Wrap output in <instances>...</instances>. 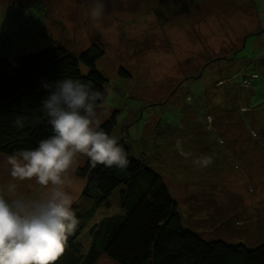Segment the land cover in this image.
Masks as SVG:
<instances>
[{
    "label": "rangeland",
    "instance_id": "obj_1",
    "mask_svg": "<svg viewBox=\"0 0 264 264\" xmlns=\"http://www.w3.org/2000/svg\"><path fill=\"white\" fill-rule=\"evenodd\" d=\"M89 5L0 0V57L54 43L74 53L98 45L96 68L107 79L98 118L116 112L111 135L163 175L202 237L264 242V0H104L99 20L89 18ZM253 71L247 89L237 77ZM7 156L0 153V186L46 191L34 180L13 181ZM199 157L211 163H194ZM84 160L67 173L66 188L84 218L85 251L88 228L119 207L115 195L99 208L81 196L85 179L75 170ZM96 264L116 263L101 256Z\"/></svg>",
    "mask_w": 264,
    "mask_h": 264
},
{
    "label": "trees",
    "instance_id": "obj_2",
    "mask_svg": "<svg viewBox=\"0 0 264 264\" xmlns=\"http://www.w3.org/2000/svg\"><path fill=\"white\" fill-rule=\"evenodd\" d=\"M251 32L256 31L245 34L253 35ZM245 41L240 47H244ZM103 53L95 44L74 53L54 43L30 53L0 57V153L9 155L34 147L39 139L50 134L51 128L40 111V98L45 95L43 81L50 82L59 76L89 81L101 93L100 106L107 97V79L96 68V62ZM117 72L119 76H129L123 68ZM251 74L254 76L237 77L249 82L247 89L251 85L249 79L258 76L255 71ZM239 98L242 100L235 94L233 101ZM17 116H23V128L13 124ZM115 124L114 111L101 126L111 135ZM118 142L130 159L126 169L93 166L85 157L75 170L76 175L85 179L82 197L99 208L108 206L115 195L118 211L103 216L88 228L85 251L79 241L84 218L76 211L80 223L55 264H96L101 256L116 264H264V242L252 245L208 240L195 230L199 228L190 227L188 215L182 214L184 206L172 195L163 175L143 159L132 156L122 139Z\"/></svg>",
    "mask_w": 264,
    "mask_h": 264
},
{
    "label": "clouds",
    "instance_id": "obj_3",
    "mask_svg": "<svg viewBox=\"0 0 264 264\" xmlns=\"http://www.w3.org/2000/svg\"><path fill=\"white\" fill-rule=\"evenodd\" d=\"M104 0H90L87 14L99 20ZM45 95L40 111L51 128L34 147L21 148L6 157L13 181H33L42 194L21 195L17 184L0 186V264H55L80 221L75 199L66 188V175L78 156L93 166L126 169L130 159L117 138L106 132L98 118L101 93L91 82L71 76L43 81ZM13 124L23 128V116ZM194 163L207 166L210 157Z\"/></svg>",
    "mask_w": 264,
    "mask_h": 264
}]
</instances>
